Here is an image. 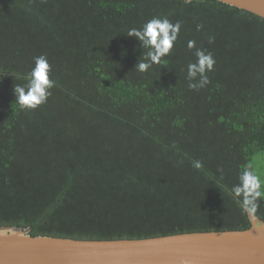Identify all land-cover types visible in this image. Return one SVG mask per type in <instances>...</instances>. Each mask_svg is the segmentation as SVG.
I'll return each mask as SVG.
<instances>
[{
  "label": "trees",
  "instance_id": "obj_1",
  "mask_svg": "<svg viewBox=\"0 0 264 264\" xmlns=\"http://www.w3.org/2000/svg\"><path fill=\"white\" fill-rule=\"evenodd\" d=\"M156 16L180 34L142 74L127 32ZM189 40L216 61L199 90ZM40 55L56 86L20 111L13 86ZM256 159L264 18L218 0H0V225L72 239L245 230L229 189L249 164L264 180ZM254 214L264 220V199Z\"/></svg>",
  "mask_w": 264,
  "mask_h": 264
},
{
  "label": "water",
  "instance_id": "obj_2",
  "mask_svg": "<svg viewBox=\"0 0 264 264\" xmlns=\"http://www.w3.org/2000/svg\"><path fill=\"white\" fill-rule=\"evenodd\" d=\"M218 1L264 18V0ZM247 216L245 230L135 239L32 236L30 227L0 225V264H264V220Z\"/></svg>",
  "mask_w": 264,
  "mask_h": 264
},
{
  "label": "clouds",
  "instance_id": "obj_3",
  "mask_svg": "<svg viewBox=\"0 0 264 264\" xmlns=\"http://www.w3.org/2000/svg\"><path fill=\"white\" fill-rule=\"evenodd\" d=\"M203 27L197 24V31ZM181 22H171L167 17H152L141 27L128 29L127 36L135 38L139 47L143 50L135 65L139 73L148 72L154 65L161 63L162 58L171 54L178 40ZM211 44L213 38L209 37ZM189 51L195 49V60L187 64L186 80L190 90H199L210 83L208 73L214 70L216 63L211 52L202 48H196V42L189 40L186 45ZM51 65L45 55L33 58L30 69L20 77L23 84L13 86L12 93L15 105L20 111H33L48 101L51 89L56 86V81L50 79ZM195 169H201L203 163L199 160L193 162ZM223 178V170L218 169ZM229 195L239 206L243 214L257 212L259 202L264 199V180L258 175L252 166L246 165L237 173L236 183L229 189Z\"/></svg>",
  "mask_w": 264,
  "mask_h": 264
},
{
  "label": "rangeland",
  "instance_id": "obj_4",
  "mask_svg": "<svg viewBox=\"0 0 264 264\" xmlns=\"http://www.w3.org/2000/svg\"><path fill=\"white\" fill-rule=\"evenodd\" d=\"M258 159V158H257ZM256 159L255 161V166H256V171L257 172H264V160H260L261 162H258V160ZM261 164L263 165V167L261 166Z\"/></svg>",
  "mask_w": 264,
  "mask_h": 264
}]
</instances>
